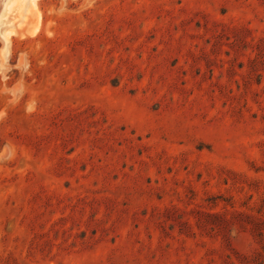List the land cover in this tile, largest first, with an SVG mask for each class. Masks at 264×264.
Here are the masks:
<instances>
[{
  "label": "rangeland",
  "instance_id": "rangeland-1",
  "mask_svg": "<svg viewBox=\"0 0 264 264\" xmlns=\"http://www.w3.org/2000/svg\"><path fill=\"white\" fill-rule=\"evenodd\" d=\"M29 8L0 39V264L264 260V0Z\"/></svg>",
  "mask_w": 264,
  "mask_h": 264
},
{
  "label": "bare ground",
  "instance_id": "bare-ground-1",
  "mask_svg": "<svg viewBox=\"0 0 264 264\" xmlns=\"http://www.w3.org/2000/svg\"><path fill=\"white\" fill-rule=\"evenodd\" d=\"M30 1V5L32 3L35 6L37 3V0ZM26 3V0H0V30L1 28L5 30L0 33V39L5 45L8 44L11 36L19 35L22 32L18 25L22 23L24 17L28 14L30 5L26 8Z\"/></svg>",
  "mask_w": 264,
  "mask_h": 264
},
{
  "label": "trees",
  "instance_id": "trees-1",
  "mask_svg": "<svg viewBox=\"0 0 264 264\" xmlns=\"http://www.w3.org/2000/svg\"><path fill=\"white\" fill-rule=\"evenodd\" d=\"M261 260V258L258 260V261H260ZM264 260H261L258 264H260V263H262Z\"/></svg>",
  "mask_w": 264,
  "mask_h": 264
}]
</instances>
